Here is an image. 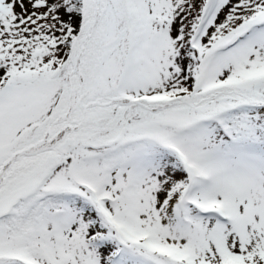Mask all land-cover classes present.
Here are the masks:
<instances>
[{"label": "snow or ice", "instance_id": "snow-or-ice-1", "mask_svg": "<svg viewBox=\"0 0 264 264\" xmlns=\"http://www.w3.org/2000/svg\"><path fill=\"white\" fill-rule=\"evenodd\" d=\"M0 264H264V0H0Z\"/></svg>", "mask_w": 264, "mask_h": 264}]
</instances>
